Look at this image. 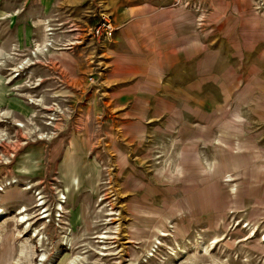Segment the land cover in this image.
<instances>
[{
	"label": "rangeland",
	"instance_id": "1",
	"mask_svg": "<svg viewBox=\"0 0 264 264\" xmlns=\"http://www.w3.org/2000/svg\"><path fill=\"white\" fill-rule=\"evenodd\" d=\"M248 1L264 42V0ZM108 2L0 0V264H264V43L252 103L120 131L100 81L111 38L92 37Z\"/></svg>",
	"mask_w": 264,
	"mask_h": 264
},
{
	"label": "crops",
	"instance_id": "2",
	"mask_svg": "<svg viewBox=\"0 0 264 264\" xmlns=\"http://www.w3.org/2000/svg\"><path fill=\"white\" fill-rule=\"evenodd\" d=\"M109 1L118 30L104 45L100 81L120 131L201 125L230 101H254L264 42L248 0Z\"/></svg>",
	"mask_w": 264,
	"mask_h": 264
},
{
	"label": "bare ground",
	"instance_id": "3",
	"mask_svg": "<svg viewBox=\"0 0 264 264\" xmlns=\"http://www.w3.org/2000/svg\"><path fill=\"white\" fill-rule=\"evenodd\" d=\"M47 35H45L44 36V42H43V45H45V46H47V37H46ZM44 46V47H45ZM40 47H41V44H37V48H39L40 49ZM55 47V46H54ZM46 48V47H45ZM56 48V47H55ZM61 48V47H60ZM41 50V49H40ZM42 51V50H41ZM40 51V52H41ZM2 54V53H1ZM0 57H1V55H0ZM20 65L18 66H16V67H14L13 69H9V70H13V73L15 72V71H17L18 69L20 70V69H24L26 66H28L29 65V61H26V60H22L20 63H19ZM25 66V67H24ZM18 70V71H19ZM13 79V77L10 79V81ZM34 102V101H33ZM9 114V113H8ZM3 137V136H2ZM5 140V139H4ZM27 186V185H26ZM29 189V187L28 188H25L24 190L26 191V190H28ZM61 199H63L62 197H60V199L58 200V202L56 203V205H55V210L56 211H58L59 212V217L61 216L60 215V213H63L62 212V210H64V208H63V203L65 202H63ZM42 205H44V202H41L39 205H37V206H42ZM26 208L25 207H22V206H20L16 211H17V214L16 215H21V214H23V213H25L26 212ZM47 211V209H45L44 211H43V213H45ZM42 213V214H43ZM8 214H9V212H8V210H7V208H5V207H0V219H2V218H5V217H7L8 216ZM109 215H112V213H110ZM49 215L48 214H44L43 216H41L39 219L41 220V219H46L47 217H48ZM29 220V218H27L26 217V215L25 214H23L21 217H20V224L21 225H25V223L27 222ZM30 227H31V223H28L27 225H25V226H23L22 227V229H24V235H26L28 232H30V235H31V237H33V238H37V237H39V232H38V230H36L35 228L34 229H31L30 230ZM255 230H252L251 231V235L250 236H254L255 235V232H254ZM160 236H165V234H163V233H161L160 234ZM95 238H97V239H99L98 240V242L99 243H103V241L105 240V239H107L108 237L107 236H104V235H98V236H96ZM40 239H41V237H40ZM101 239V240H100ZM63 241H65V243H67L69 240H68V235H66V236H64L63 237ZM0 242H1V237H0ZM156 244L157 245H160V243H157L156 242ZM21 246V249H20V252L22 253V254H24V253H26V246H25V244H21L20 245ZM105 249V248H104ZM261 252H263L262 250H261ZM21 254V255H22ZM59 254V253H58ZM30 256H31V253L29 254ZM28 255V256H29ZM33 255V254H32ZM101 255H103V254H101ZM58 257V256H57ZM45 257H44V255H42V259H44ZM77 259H78V257H76V258H74L73 260H72V262H71V264H75L76 263V261H77ZM53 261H55V260H53Z\"/></svg>",
	"mask_w": 264,
	"mask_h": 264
},
{
	"label": "built area",
	"instance_id": "4",
	"mask_svg": "<svg viewBox=\"0 0 264 264\" xmlns=\"http://www.w3.org/2000/svg\"><path fill=\"white\" fill-rule=\"evenodd\" d=\"M186 5V4H185ZM188 6V5H186ZM118 30L116 26L105 16L101 17L97 25L92 30V37L99 40H107L114 36V33ZM61 199L63 202L65 201V197L62 196ZM58 218V217H56Z\"/></svg>",
	"mask_w": 264,
	"mask_h": 264
}]
</instances>
